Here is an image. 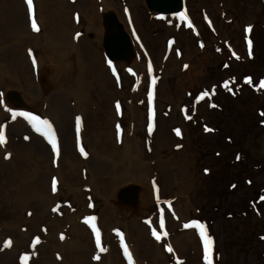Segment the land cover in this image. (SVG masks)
I'll use <instances>...</instances> for the list:
<instances>
[{
    "label": "bare ground",
    "instance_id": "6f19581e",
    "mask_svg": "<svg viewBox=\"0 0 264 264\" xmlns=\"http://www.w3.org/2000/svg\"><path fill=\"white\" fill-rule=\"evenodd\" d=\"M33 1L40 26L36 34L29 31L22 0H0V99L4 107L0 108V127L5 134V143L0 145L4 205L3 209L0 205V264H25L21 253L38 239L28 264H123L110 235L117 225L125 229L136 264L170 263V256L151 241L140 220L154 209L152 178L162 181V192L170 190L175 196L183 186L182 176L189 178L194 157L173 147L177 141L166 126L175 117H160L159 129L164 132H158L149 153L135 103L128 106L129 125L120 144L115 142L113 123L123 121L127 114L116 119L106 106L125 93L108 75L104 57H114L119 67L121 59L123 66L137 62L131 56L137 48L131 44L121 1ZM154 1L170 10L180 7L177 0ZM125 2L135 9L142 4V0ZM75 12L78 17L73 21ZM131 16L137 23L136 16ZM75 33H79L76 40L72 38ZM28 49L36 59L33 66ZM124 77L127 83L129 78ZM179 77L184 90L190 91L192 84L185 81V75ZM158 90L161 93L162 88ZM13 112L48 120L60 140L55 160L48 139L36 131L34 122L23 116L14 118ZM75 115L82 122L80 136L86 153L82 157L74 150L71 122ZM52 177L57 178L55 192L49 183ZM86 196L92 201L91 210L86 208ZM173 205L180 217L188 216L181 198L175 196ZM89 211L98 214L106 245L98 262L91 259L89 233L78 222ZM176 247L187 258L183 264L200 259L193 231L180 235Z\"/></svg>",
    "mask_w": 264,
    "mask_h": 264
},
{
    "label": "rangeland",
    "instance_id": "374dc122",
    "mask_svg": "<svg viewBox=\"0 0 264 264\" xmlns=\"http://www.w3.org/2000/svg\"><path fill=\"white\" fill-rule=\"evenodd\" d=\"M120 1L131 44L137 48L131 56L137 62L123 66L121 59L119 67L120 62L114 57L107 54L104 57L108 75L116 88L125 93V97L114 98L106 106L116 119L127 114L123 121L113 123L115 142L120 144L123 130L129 125L128 106L135 103V114L139 117L141 113L143 119L140 129L147 138L149 153L154 149L158 132H164L159 129L160 117H175L166 126L177 141L173 147L184 149V155L194 157L189 164V178L182 176L183 186L175 195L182 199L187 217L175 212V196L170 190L162 192L160 179L154 177L150 181L154 209L140 220L147 227L149 238L170 256L168 264L185 263L187 258L182 257L184 251L176 247V241L189 230L193 231L201 255L198 261L192 259L186 264H207L205 236L212 240V264H264V199H261L264 197V88L259 86L264 79V0H179L177 10L164 9L154 0L152 3L142 0L136 9L127 6L125 0ZM22 3L29 31L36 34L40 26L34 1L31 18L25 0ZM180 13L186 19H181ZM131 14L136 16L137 23L132 22ZM77 17V12L73 13V21ZM32 18L36 20L37 31L31 27ZM78 36L75 33L72 38L76 40ZM29 50L26 53L33 66L35 57L29 55ZM124 75L129 78L127 83ZM181 75L192 84L190 91H185L179 82ZM245 77H250L252 82L246 83ZM158 88H162L161 93ZM0 108L4 110L3 102ZM76 118L73 116L71 122L74 150L82 157V122L80 117L77 131ZM206 127L209 131H205ZM175 129L180 130V135ZM52 132L59 149L58 133L53 127ZM47 144L55 160L57 152H53L49 141ZM182 165L186 167L184 159ZM86 200V208L91 210L92 201L87 196ZM0 205L3 209L1 200ZM86 217L94 219L86 222ZM192 221L204 226L203 236L200 228L185 227ZM78 222L87 229L93 246L91 259L98 262L106 246L98 214L89 211ZM169 222L174 224V230ZM93 225L100 233L99 246ZM124 230L117 225L110 235L123 264H130L129 256L131 264H136ZM153 230L160 235L159 240ZM37 243H30L29 250L21 256L32 258Z\"/></svg>",
    "mask_w": 264,
    "mask_h": 264
},
{
    "label": "snow or ice",
    "instance_id": "6c2138e0",
    "mask_svg": "<svg viewBox=\"0 0 264 264\" xmlns=\"http://www.w3.org/2000/svg\"><path fill=\"white\" fill-rule=\"evenodd\" d=\"M25 2L27 4V11H28L29 17L31 18L33 16V0H25ZM178 15L180 16L181 19H186V17L184 16L183 13H180ZM31 27H32V29L34 31L38 30V26H37L36 20L34 18L31 19ZM249 46H251V42L250 41H249ZM29 55L30 56L32 55L31 50H29ZM249 55H251V52L249 53ZM35 63H36V61H35V59H33V65H35ZM109 65L111 66V61H109ZM149 70H151V66H149ZM113 71L115 72V69H113ZM245 82L246 83H251L252 82L251 78L250 77H245ZM259 86L261 88H264V79L260 80ZM151 95L152 94L149 93L150 100H151ZM199 98L200 97H198L197 99H199ZM0 103H2V101H0ZM116 107H117V110H119V103H117ZM9 111H11V109H9ZM12 114H13L14 118L16 116H23V117L27 118L30 122H34L33 123V127L36 129V131L37 132H41L48 139L49 143L52 146L53 152H57L58 153V144H57V141H56V138H55V133L52 132V126L48 122V120L42 119L38 115H34L32 113H27V112H13ZM76 120H77V131H79L80 117H77ZM38 124L42 125L43 128L47 129V130L43 131L41 127L37 126ZM151 129H152V125L150 124L149 125V131H151ZM117 131L119 133V126H117ZM205 131H209V129L206 127ZM175 132H176L177 135H180V130L179 129H175ZM26 139H27V137H26ZM4 143H5V134H4L3 128L0 127V145H2ZM78 143H79V138H78ZM80 151H81L82 154L86 155V153L84 152L83 147L80 148ZM5 158H7V157H5ZM205 172H207V169H205ZM56 184H57L56 178L53 177L52 178V190L53 191H56ZM261 199H264V197H262ZM90 219H94V218L86 217L85 221L88 222ZM160 225H161V227H163V220H161ZM190 226L200 228L202 230L201 231V235L202 236L204 235V232H203L204 226L202 224H200L198 221H192L190 225H185V227H190ZM92 227H93V231L96 234L97 246H99L100 245V233H99V230L96 228L95 225H93ZM153 235L155 236V238L157 240H159L161 238L160 235L157 234L155 230H153ZM36 242H38V241H36ZM211 243H212L211 237L205 236V259L207 260V264H212L211 251H210ZM5 244L6 245L10 244V241H5ZM168 251L171 252L172 249L169 248ZM125 253L127 254V249L126 248H125ZM20 259H21V261L25 262V264H26V262L28 260V256L27 255H23V256L20 257ZM129 261H130V264H131V257L130 256H129Z\"/></svg>",
    "mask_w": 264,
    "mask_h": 264
},
{
    "label": "water",
    "instance_id": "95a60500",
    "mask_svg": "<svg viewBox=\"0 0 264 264\" xmlns=\"http://www.w3.org/2000/svg\"><path fill=\"white\" fill-rule=\"evenodd\" d=\"M179 0H177V2H178ZM180 2V1H179ZM164 9H167V7L166 8H164Z\"/></svg>",
    "mask_w": 264,
    "mask_h": 264
}]
</instances>
